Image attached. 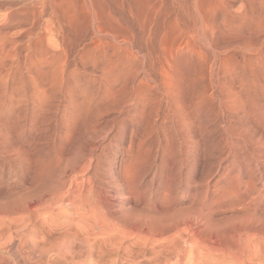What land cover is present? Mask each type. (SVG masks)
Instances as JSON below:
<instances>
[{"label": "rangeland", "instance_id": "374dc122", "mask_svg": "<svg viewBox=\"0 0 264 264\" xmlns=\"http://www.w3.org/2000/svg\"><path fill=\"white\" fill-rule=\"evenodd\" d=\"M146 1L142 0L143 3ZM171 1L167 0L168 4ZM173 2L175 5H181L177 8L178 10L183 9L187 12L188 28H192L193 30L189 29L193 32L196 31L192 13L193 1L174 0ZM223 2L227 5L223 3L224 16L220 15L217 20L207 22L203 26L206 34L202 40L198 35L192 38L190 56L194 71L196 68H201L200 65L205 59L209 61V64L218 56L224 63L225 58L228 57L227 64H221L220 74L215 75L213 81L216 92L221 83V86L224 85L227 88V96L231 93L230 91L237 90L236 95L241 99L237 97L239 100L236 98V101L232 103L234 105L231 107L232 112L226 107L219 106V103L224 102L216 98L215 93L214 97L207 92L210 103L208 102L209 104L207 103L208 105L201 109L202 112L198 109L197 114L189 116L191 120L188 118L189 124L185 126L181 124L183 121L179 122L176 117L171 120L173 123L164 118L156 120L155 113L158 108L155 110L150 105H147L149 108L147 106L142 108L144 107H140L142 102L139 107L132 106L128 108L129 111L125 109L121 113H117L116 108L111 110L112 108L109 107L110 112L106 111L107 113L99 116L98 120H101L97 121L99 123L96 120L93 123L90 122L91 127L88 128L86 126L88 123L81 118H77L79 121L75 118L70 121L69 128L73 138L67 141L66 149H63L67 154L65 155L66 152L63 151L65 156L62 155L63 157L59 159L64 164L68 158L73 162L75 159L72 160L71 156H74L73 150L76 151L75 163L69 164L70 161H68L69 165L67 163L66 165L74 166L77 163L76 167L74 166V169H77L75 176L77 175V181L79 179L77 185L81 184L77 187L82 188H77L80 189L78 190L80 193L77 191L79 195L77 202L81 204L77 203V216L75 211L72 212L74 220L77 219V226L73 225L70 228L72 238H69V241L72 240L71 243L74 242L73 244L79 248H77V256H83L84 253L94 254L92 255L96 257L94 260L101 264L106 262L107 264H151L159 260L163 254L164 257L161 256L160 259L170 256L173 261L170 262L178 264L175 262L177 257L182 252H188L192 254L189 264H219L220 262V264H233L237 261L235 258L237 255L247 252L249 245L251 249L259 248L264 254V144L262 143L264 138V0H223ZM198 3L205 14L208 13L206 9L210 7L212 0H198ZM201 4H207L206 7L204 5L205 9ZM226 9L229 11L226 12ZM77 24L80 28L72 29L71 42L74 43L77 40V81L80 80V86L83 87L85 84L83 79L84 81L91 77L93 79L100 73L98 70L97 73L93 72L95 69H92L94 67L86 60V57H83V61L78 57V54L81 57V45L85 42L84 36L89 29H84L87 27L84 23ZM231 31L236 34L231 35ZM241 33L248 36L247 40L243 38L244 35L241 36ZM73 34L74 37L77 35L76 39L73 38ZM249 40L253 43H249ZM199 50L204 53L205 59L200 60L197 56ZM98 79L96 81H99ZM219 79L223 81L220 82ZM205 82V85L210 84L207 73ZM199 83L201 82L197 83L198 88L201 86ZM77 91L79 92L78 86ZM236 102L239 103L240 106L237 105L239 108H236ZM249 105L251 107H248ZM140 110L144 111V115ZM140 115L145 117H143L144 120ZM20 116L22 119L19 122L25 124L24 131L20 135L17 131H12L8 146L22 145L21 151L22 154L24 152V156L11 159L10 153L7 152L10 147L4 148L0 141L2 147H0V225L5 231L14 225L12 222L16 216L28 219L32 215L30 210L42 209L44 204H47L46 201L52 197L53 190L49 191L47 183L42 182L39 176L44 170L42 164L44 168L46 167L44 157L47 159L48 149L52 146L50 139L52 136H56L55 140L59 137L58 135L64 136L62 132L64 122L60 117L58 120L45 124L42 116L33 121L30 113L24 115L21 112ZM153 116L155 117L151 119ZM14 117L15 114H10V118L14 119ZM133 117L136 119L134 120ZM113 119L114 122H111ZM153 119L156 122H152ZM72 122H75L73 124L76 126H73ZM83 122L86 124L84 125ZM58 123L61 128L57 127ZM95 124H97L96 127H93ZM171 124L174 126L172 127ZM47 125L52 130L47 128ZM243 125L245 128L248 126V129L244 128L246 131L241 132ZM98 127L103 128L98 131L100 129ZM90 128L93 137L90 135ZM78 129L79 133L76 132ZM20 136L21 142H18ZM60 142L58 139L55 141L57 147L66 142V138H63V143ZM73 145L75 148L71 147ZM52 154L53 158L56 157L58 160L56 153ZM37 155L39 157H36ZM24 161L32 163V168L30 166L28 168ZM33 167L38 168L35 170ZM86 167L87 171L84 170L87 169ZM36 173L41 174L38 176ZM124 173L127 174L124 175ZM116 180L122 183L119 185ZM117 190L120 191L117 192ZM85 196L89 203L85 200ZM39 221L41 220L37 221V226L45 237L47 235L48 240L56 238L63 232L61 229L49 230L41 223L42 221ZM73 238H76L75 241ZM84 239L88 242L83 241ZM69 241H66L67 244ZM252 244L255 245L252 246ZM81 245H83L82 248ZM7 249L8 252H0L1 256L15 263L14 254L9 247Z\"/></svg>", "mask_w": 264, "mask_h": 264}, {"label": "bare ground", "instance_id": "6f19581e", "mask_svg": "<svg viewBox=\"0 0 264 264\" xmlns=\"http://www.w3.org/2000/svg\"><path fill=\"white\" fill-rule=\"evenodd\" d=\"M147 1L143 3L142 0H0V141L3 143V147L6 148L8 143H10L9 138L13 133L12 131H17L19 135L24 131L25 124L19 122L20 119H22L20 116L21 112L24 115L30 113L32 121L42 116L45 124H49L53 120H58L60 117L65 123H63L64 130L62 131L64 136L58 135L59 137H57V139L63 143V138H66V142H64L66 144L63 143L62 145L64 146L59 144V147H57V142L55 143L57 139L55 140L54 138L56 136H52L50 139L52 140V146L48 149L49 154L47 159L44 157V161L46 160V167L44 168V164H42L44 169L43 173L41 170H38L42 173H39L41 176L36 173L39 178L41 177L42 182L47 183L49 191L53 190V193L51 192L52 197L50 196V200L46 201L47 204H44L42 209L38 208L39 212L37 211L38 209L30 210L32 215L28 217V219L16 216L12 222L14 225L11 227L8 226L9 228L6 231L3 230L0 225V252H6L8 250L7 247H9L15 256V263H12L11 260H5L0 254V264H101L94 260L96 258L95 256L92 257L94 254L84 253L83 256H77L78 247H76V244H73L74 242L71 243L72 240L71 242L69 241V238H72V235H70V228L73 225L77 226V217L75 218L76 220H74L72 212L75 211V215L77 216V203L81 204L77 202V196H79L77 194L80 193L78 191L80 189L77 188L81 187L77 186L81 184L77 185L79 179L77 181V175L75 176L77 169L74 168L77 163L74 164L75 167H67L66 163L68 161H70L68 162L69 164L72 162L70 158L66 159L65 164L59 158L67 154L66 150L63 149H66L65 145H67V141H71L73 138L71 137L73 135H71V130L69 128L72 119L81 118L89 124L90 122L93 123L95 120L96 122L101 121L98 120L100 118L99 116H102L106 111L110 112V108H112L111 110L116 108L115 110H117V113H121L129 107H139L142 102V105H140V107L144 106L142 108H145L147 105L153 106L155 110L158 108L155 113L156 120L164 118L169 120L170 123H173L171 120L176 117V120L179 119V122L182 120L183 122H181V124L183 123L185 126L188 123L187 119H190L189 116L197 114L198 109L201 110L210 103L207 98V92H210V95L213 94V96L215 93L216 98H220L221 102H224L221 104L219 103V106L226 107L231 112L233 109L231 107L234 106L232 103L236 101L237 97L241 99V97L236 95L238 94V92H236L237 90L230 91L231 93L227 96V88H225L226 86L224 85L221 86L222 83L218 91H215L213 79L215 75H218L222 67L221 64H227L226 60L228 57L225 58L223 63V59L217 56L208 64L209 61L204 58V53L199 50L197 56L200 60L204 58L206 61L204 60L200 65V69L196 68L195 71L192 69V57L190 56L192 52L191 40L196 35L201 36L200 39L202 40V37H205L206 34L204 31L205 27L203 26H205L207 22L209 23L217 20L220 15L225 14V11H223L225 10L223 0H212L210 7L206 9L208 13L205 14H203L204 11L202 7H199L198 0H192L194 4L192 6L194 8L192 12L193 22L196 25L194 26L196 28L194 32L190 30L192 28H188L189 25L187 24L186 18L187 12L183 9L178 10L177 8L181 5H175L173 2L174 0L169 4L167 0ZM224 4L227 6L226 3ZM201 5L204 7L205 4ZM206 6L207 4L205 7ZM228 9H226V12ZM239 20L241 19L239 18ZM77 23H84L87 26L84 27V29H89L88 33L86 32L84 36L86 38H84L85 42L81 45V57L79 54L78 57L82 61L83 57H86V60L92 63L94 67L92 69H95L93 72L98 70V73H100L99 76L97 75L98 77L96 76L93 79H91L92 77L90 79L87 78V81L83 79L85 83L83 87L80 86V80L77 81V40H74V43L71 42L72 29L77 27L76 29L78 30L80 28ZM250 27H252V25ZM232 32L233 31H231L230 34L234 36L236 33ZM79 35L80 33L78 36ZM243 35L241 33V36ZM249 35H251V38L253 37L250 32ZM75 37L73 34V38ZM247 37L245 35L243 36L244 39ZM249 43H251L250 40ZM206 73L208 74L210 84L207 83L205 85ZM97 78H99V81H96ZM222 81L220 80V82ZM198 82H201V84L199 83L201 85V90L200 87L198 88L197 86ZM77 86L79 92L77 91ZM237 105L240 106L239 103L235 105L236 108H239ZM248 107L251 106L249 105ZM236 108L234 110H236ZM245 108H247V106ZM219 109L223 110V108ZM143 110L140 111L143 112L144 115ZM224 110L226 111V109ZM244 110L247 111L246 109ZM10 114H15L14 119L10 118ZM155 116L151 117V119ZM140 117H142V115H140ZM77 120L79 121V119ZM77 120H75L76 123L78 122ZM153 120L152 122H156V120ZM86 122H83V124H86ZM106 122L105 124L107 125ZM111 122H114V119ZM111 122L109 123L112 124ZM149 122L147 123L149 124ZM177 122L178 121H176V123ZM73 123L75 122L71 124ZM83 124L81 127H83ZM88 124L86 125L87 128L91 127V125L89 124V126ZM181 124L180 126H182ZM57 125V127H60L59 123ZM60 125L62 126V124ZM74 125L75 124H73V126ZM96 125L97 124L93 127H96ZM48 126L49 125H47V128L51 129V127ZM173 126L174 125H172V127ZM243 126L241 132L248 127L245 128V125ZM81 127L79 128L80 130ZM101 128L98 131H100ZM176 128L178 129L179 127ZM79 129L76 132L79 133ZM180 131L182 132V130H179V132ZM54 132L55 131H53V133ZM89 132L91 135V128ZM261 136L262 134L260 137ZM75 139H77V137ZM262 140L264 144V138H262ZM18 142H21V136L18 138ZM74 145L76 146L77 144ZM74 145L71 147H74ZM11 146H8V148L10 147L9 149L6 148L9 150L7 152L10 153L11 159H14V157L16 159H18L17 157L22 158L21 156L24 154V152L22 154L21 151L22 145L18 144L16 146ZM63 151L66 152L65 155H63ZM73 151L74 154H72L74 156L71 157L72 160L75 159L73 161L75 163L77 155L75 154L76 151ZM53 152L58 156V160L56 157L53 158ZM26 156L28 157V155H25V157ZM36 157L39 156L37 155ZM20 162L21 161H19V163ZM24 163L28 168L29 166L32 168V163L29 164L28 161H24ZM62 164H64V167H62ZM37 168L38 167L34 169L37 170ZM84 170L87 171L88 168ZM24 171L25 170H23V172ZM72 172H74V174ZM126 174L124 173V175ZM87 177L89 178V176ZM127 177L129 178V176L125 178ZM128 182L125 183L128 184ZM117 183L120 185L122 182L120 183V181H118ZM118 191L120 190H117V192ZM86 196L85 200L87 199ZM86 201L89 203V200ZM38 220H41L42 222H39L46 228H49V230L61 229L63 232L56 238L48 240V238H46L47 235L45 237L42 234L43 232H40L37 226ZM107 233L110 232L107 231ZM75 239L76 238H73L74 241ZM67 240L73 245L69 242L68 244L70 245H68L66 242ZM83 241L88 242L85 239ZM254 245L252 244V246ZM162 246L164 248V245ZM250 246L251 245H249V248ZM80 247L82 248L83 245ZM249 248H245L247 250L246 253L241 252L240 255L237 256L235 254L237 261L234 259L236 262L233 264H264V254L261 253L259 248L253 247L252 249L250 248V250ZM162 253H160V255ZM199 253L198 251V254ZM153 254L155 255V253ZM161 256H163V254ZM161 256L159 260L154 262L151 261V264H173L170 262L172 261L170 256H168L169 258H166V256L160 259ZM191 258V253L182 252L175 262L178 264H180V262H183L181 264H189ZM199 258L201 259V257ZM200 259H198V261Z\"/></svg>", "mask_w": 264, "mask_h": 264}]
</instances>
